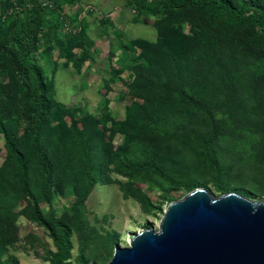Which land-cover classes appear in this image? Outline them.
<instances>
[{"label":"trees","instance_id":"trees-1","mask_svg":"<svg viewBox=\"0 0 264 264\" xmlns=\"http://www.w3.org/2000/svg\"><path fill=\"white\" fill-rule=\"evenodd\" d=\"M78 2L0 0V264H19L8 253L19 216L51 238L43 261L72 264L76 233L77 264L107 262L119 232L98 234L84 217L97 183H117L144 213L208 183L218 195L264 198V0H126L154 17V41L123 40L100 18L114 28V38L104 29V86L127 89L123 119L55 96L58 65L80 72L93 60L86 25L63 13ZM38 55L48 57L49 74ZM57 197H72L59 214Z\"/></svg>","mask_w":264,"mask_h":264},{"label":"rangeland","instance_id":"rangeland-1","mask_svg":"<svg viewBox=\"0 0 264 264\" xmlns=\"http://www.w3.org/2000/svg\"><path fill=\"white\" fill-rule=\"evenodd\" d=\"M63 13L78 14L75 24L77 26L82 23L86 25L87 34L93 41V60L84 61L80 72H77L72 65L66 68L58 65L55 74L57 100L66 105L77 104L90 113H98L103 106H106L117 119H123L125 105L128 103L127 89L120 81L112 83L110 89L104 86L105 79L109 78L110 45L108 37L104 34L106 27L99 20L102 17L109 18L114 27L121 32L123 40L141 38L154 41L156 39V30L152 25L154 17L139 13L128 5L126 0H79L75 5L65 7ZM113 29L112 26L106 28L110 38H114ZM74 52L77 51L74 50ZM115 53L116 55L121 54L117 47ZM37 57L46 73L49 74L52 64L48 62V57L39 55ZM51 57L55 60L57 53L52 52ZM115 60L116 58L112 62ZM122 77H127V73L124 72ZM3 157L4 149L0 141V163ZM113 177L125 180L119 175L114 174ZM207 187L213 195L219 194L213 189L211 183H208ZM150 196L152 200H156L155 192H150ZM71 201L72 197H57L53 201V208L58 214L62 213L68 209ZM23 204L24 202H21L18 208ZM42 207L45 212L48 211L45 204H42ZM165 207L166 205H163V211ZM163 211L144 213L134 199L123 197L117 183H97L85 201L84 217L88 225L98 234L104 235L111 230L119 232L120 237L117 243L127 246L129 236L139 231L141 227L153 226L157 229ZM72 243L71 262L77 264L76 256L80 242L76 233L72 236ZM47 248L54 249L55 247L46 230L24 216H19L16 222V240L9 247L8 253L15 255L19 264H49L38 257L43 255ZM113 251L114 247L112 254ZM93 263L104 264L99 261H89V264Z\"/></svg>","mask_w":264,"mask_h":264},{"label":"water","instance_id":"water-1","mask_svg":"<svg viewBox=\"0 0 264 264\" xmlns=\"http://www.w3.org/2000/svg\"><path fill=\"white\" fill-rule=\"evenodd\" d=\"M104 264H264V198L196 187L166 205L157 229L116 243Z\"/></svg>","mask_w":264,"mask_h":264},{"label":"bare ground","instance_id":"bare-ground-1","mask_svg":"<svg viewBox=\"0 0 264 264\" xmlns=\"http://www.w3.org/2000/svg\"><path fill=\"white\" fill-rule=\"evenodd\" d=\"M128 242V241H127Z\"/></svg>","mask_w":264,"mask_h":264}]
</instances>
